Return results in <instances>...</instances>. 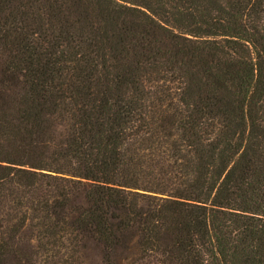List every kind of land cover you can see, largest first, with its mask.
Returning <instances> with one entry per match:
<instances>
[{
    "label": "trees",
    "instance_id": "16d2710c",
    "mask_svg": "<svg viewBox=\"0 0 264 264\" xmlns=\"http://www.w3.org/2000/svg\"><path fill=\"white\" fill-rule=\"evenodd\" d=\"M0 264H264V0H0Z\"/></svg>",
    "mask_w": 264,
    "mask_h": 264
}]
</instances>
